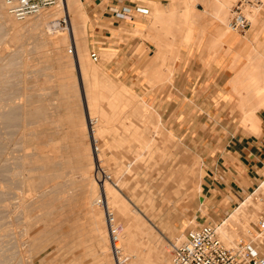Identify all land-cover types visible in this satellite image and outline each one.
Returning <instances> with one entry per match:
<instances>
[{"label":"rangeland","instance_id":"rangeland-1","mask_svg":"<svg viewBox=\"0 0 264 264\" xmlns=\"http://www.w3.org/2000/svg\"><path fill=\"white\" fill-rule=\"evenodd\" d=\"M86 1L79 0L75 12L67 10L71 25L60 30L51 25L58 6L17 20L0 0V264H115L111 249L107 253L102 249L106 242L92 218L93 211L101 218L104 214L92 204L100 189L89 111L98 119L93 130L102 166L111 177L112 195L136 230L152 235L144 245L135 238L133 253L123 242L130 264L138 258L165 263L166 254L171 259L173 244L183 241L189 229L208 222L216 225L213 214L201 204L204 153L207 147L220 149L226 142L220 133L229 125L211 123L209 117L201 123H176L181 121L175 115L176 103L192 101L181 90L189 76H179L178 69L192 59L211 64L225 45L232 52L239 37L247 41L241 51L249 48L250 54L248 65L240 70L244 74L234 79L230 114L241 116L242 123L234 130L253 135L259 130L256 112L264 106L257 95L264 87V0L261 9L248 8L251 27L245 33L227 29L237 2L230 0L223 25L229 30L226 41L217 35L213 21L216 0H132L148 13L117 28L95 24ZM94 1L106 7L104 1ZM191 6L199 17H186ZM157 7L176 16L155 25L152 16ZM253 12L256 20L250 16ZM73 22L81 28L78 45L84 71L92 72L86 79L73 62L76 52H68L74 43L69 35ZM101 30L108 31L107 36L97 37ZM52 38L63 41L59 48ZM92 51L98 52V62L91 59ZM207 83L198 84L203 87L200 96L211 94ZM114 94L124 103L111 100ZM213 101L217 106L223 103ZM259 185L216 220L224 223L226 240H230L227 233L236 235V240L255 230L264 211V183Z\"/></svg>","mask_w":264,"mask_h":264},{"label":"crops","instance_id":"crops-1","mask_svg":"<svg viewBox=\"0 0 264 264\" xmlns=\"http://www.w3.org/2000/svg\"><path fill=\"white\" fill-rule=\"evenodd\" d=\"M86 2H90L87 7L95 24L102 22L117 28L123 23L135 22L136 18L133 21L114 18L106 7L100 8L94 0ZM137 15L140 14L135 10V16ZM107 32L98 31L96 36L99 37L104 33L106 35ZM246 43L245 37H239L232 52H227L225 45L224 50L217 53L211 64L193 62L192 59L190 65L184 67L181 65L178 69L179 76H189L187 86L181 90L188 93L192 101L176 103L175 115L181 118V121L176 119V123H201L203 118L209 117L211 123L229 125L227 131L220 133V138L226 140L220 149L217 151L216 147L212 149L207 147L204 153L206 165L203 169L201 204L206 207L208 213L213 214L214 223H218L217 219L218 221L223 219L248 193L260 183H264V106L256 112L259 119V130L256 135L245 133L240 128L234 130V125L242 123V120L239 114H230V108L234 106L231 98L234 92V79L241 75L243 71L240 70L248 65L250 49L241 51ZM132 72L125 71L126 75ZM195 76H200L197 82ZM202 77L205 79L203 80ZM207 81L209 83L206 85V91L211 94L207 97L200 96L203 87L198 84ZM228 96L230 98H227ZM212 99H220L223 103L217 106ZM200 100L204 101L200 102ZM189 117L190 120L187 119Z\"/></svg>","mask_w":264,"mask_h":264},{"label":"built area","instance_id":"built-area-1","mask_svg":"<svg viewBox=\"0 0 264 264\" xmlns=\"http://www.w3.org/2000/svg\"><path fill=\"white\" fill-rule=\"evenodd\" d=\"M61 0H3L6 11L17 20H25L35 16L49 8L55 7ZM106 8L114 18L124 21L135 19V10L140 15H146L148 9L132 6V0H102ZM261 0H237L231 8L229 28L233 32L245 33L251 23L248 17L247 7H258L261 9ZM135 9H134V8ZM55 28L71 25V18L65 13L60 19L51 23ZM76 52L73 44L69 53ZM94 62L100 60L97 51L90 54ZM98 180L107 177L106 173L98 170ZM110 180V179H109ZM105 214L107 231L109 234L112 254L116 264H130V259L125 255L121 245L120 226L117 224L107 197L103 194L97 202ZM173 264H264V211L260 213L255 225V230L249 237H241L232 245H227L221 238L218 227L213 224H205L189 229L185 239L172 246Z\"/></svg>","mask_w":264,"mask_h":264},{"label":"bare ground","instance_id":"bare-ground-1","mask_svg":"<svg viewBox=\"0 0 264 264\" xmlns=\"http://www.w3.org/2000/svg\"><path fill=\"white\" fill-rule=\"evenodd\" d=\"M79 0H62V3L60 2L58 5H56V7L58 6V11H57V13H55V14H53L52 15V18H53V20H57V19H60L61 17V14L62 15H64L65 13H68L67 12V10L68 11H70V12H75V10H76V7H77V2H78ZM186 2H192L193 0H185ZM230 0H216L215 1V6L217 7H215L217 10H216V15H215V19H214V16H213V21H215V23H216V25H218V28H217V30H216V32H217V35L219 36V38L220 39H222V40H227L228 39V37H229V30H227V29H230V28H223V25H226V23L225 22H227V20H226V10H227V6H228V4H230ZM214 4V3H213ZM214 6V5H213ZM249 7H252V6H248L247 7V11H248V8ZM255 8H257V9H259L258 7H255ZM161 8L160 7H157V13H154L153 14V16L152 17H154V24L156 25V24H158V23H161L162 24V22H166V19H171L170 17H172L173 18V16L175 15V13H174V11H173V13H172V15H170V14H165L162 10H160ZM250 9V8H249ZM215 10V9H214ZM69 12V13H70ZM78 12V11H77ZM249 12V11H248ZM64 13V14H63ZM68 13V14H69ZM251 13V12H250ZM254 13V12H253ZM77 14V13H76ZM75 14V15H76ZM38 15H40V14H38ZM50 15V14H49ZM168 15V16H167ZM170 15V16H169ZM254 15H256V13H254V14H252V15H250L251 17H252V19H253V17H254ZM151 16V15H150ZM176 16V15H175ZM199 17V12H197V10L195 9V6H191L189 9H188V12L186 13V17L188 18V19H193V18H196V17ZM168 17V18H167ZM248 17H249V13H248ZM48 19V17L47 16H44V18H43V22H45V24L47 23V20ZM175 19V18H174ZM76 20V19H75ZM173 20V19H172ZM250 20V19H249ZM253 20H256V16H255V18L253 19ZM230 21V20H229ZM168 23V22H167ZM250 23H251V21H250ZM169 24V23H168ZM228 25H229V23H228ZM37 26H40V28H39V30H41V26L42 25H40V24H37ZM72 28L69 30V35H70V37H71V39L72 40H74V45L76 46V48H77V51H76V55H77V60H74L73 62H74V64H77L78 66H79V69H80V71H81V75L84 77V79H86L88 76H89V74H88V72H90V73H92L91 71H84V63H83V55L81 54V52H82V50L79 48V45H78V41L80 40L79 39V28L80 27H78L76 24H74V22L72 23V26H71ZM85 28H86V26H85ZM67 29V28H66ZM81 29V28H80ZM60 30H62V28L60 29ZM159 30V29H158ZM157 30V31H158ZM64 31H65V29H64ZM160 31V30H159ZM41 32V31H40ZM39 32V33H40ZM43 32V31H42ZM41 32V33H42ZM154 32V31H153ZM233 32V31H232ZM44 33V32H43ZM42 33V34H43ZM235 33H238V32H235ZM188 35H192V29L189 31V33H188ZM156 36V35H155ZM160 36V35H159ZM155 38V37H154ZM150 39H153V37L152 38H150ZM154 40V39H153ZM52 42H53V44H54V46H55V48H59V45H60V43H63V41H59L58 39H55V38H52ZM159 42V41H158ZM158 44V43H157ZM161 45V44H160ZM159 44L158 45H156V46H160ZM161 49H163L162 47H161ZM160 49V50H161ZM68 52H69V49H68ZM74 54V53H73ZM155 57V56H154ZM154 60L152 61V62H156V59L155 58H153ZM164 59V58H163ZM150 65H152L153 64V66H154V63H150V62H148ZM148 65V64H147ZM146 65V66H147ZM149 66V65H148ZM147 68V67H146ZM83 70V71H82ZM83 72V73H82ZM94 78V77H93ZM83 79V78H82ZM103 86H104V84H103ZM109 88H110V86H109ZM130 95H131V93H129ZM259 94V97L261 98L260 100V102L262 103V104H259L260 106L261 105H263L264 104V87L262 88V89H260L258 92H257V95ZM110 95H112V94H110ZM110 95H109V97H110ZM115 95V94H114ZM117 95V94H116ZM114 96L113 98L112 97H110V98H112L111 100H113L114 98L116 99V100H120V101H122V99L119 97V96ZM119 97V98H118ZM109 98V99H110ZM119 100L117 101V104L118 103H122V102H119ZM114 101V100H113ZM12 103V102H11ZM123 103H124V101H123ZM122 103V104H123ZM15 107V106H14ZM13 107V108H14ZM1 109V108H0ZM155 111V110H154ZM3 113V112H2ZM89 116H90V124H91V128H92V133H93V142H92V147H93V153H94V159H95V164H96V176H97V183L99 184V189H100V196H98L97 198H95L94 199V201H92L93 203V206L94 205H96L97 204V202H98V200L100 199V197L103 195V194H105L106 195V197H107V200H108V203H109V206H110V208L112 209V212H113V215L115 216V219H116V222H117V224L120 226V229H121V233H120V238H121V245H122V248H123V250H125V247H123L124 245H123V242L126 244V247H127V249H128V253H133V252H135V250H136V247H134V242H136L134 239L135 238H137L138 239V241H140V243L141 244H148L150 241H152V235L150 234V233H147V232H144L143 230H136L137 228H138V226H136V224L135 223H133L131 220V217L126 213V211L122 208V207H120L119 206V202H118V199H117V197H115V196H113L112 195V191L110 190V188H109V185H108V183H110V180H111V177H110V175L107 173V171L104 169V167L102 166V162H101V159H100V150H101V147H100V142L96 139V137H95V135H94V130H93V128H94V124L96 123V121L98 120L96 117L95 118H92L91 117V113H90V111H89ZM3 115V114H2ZM7 115V114H6ZM149 115V114H148ZM30 116V115H29ZM3 117V116H2ZM7 117V116H6ZM11 117V116H10ZM1 118V117H0ZM12 118H14V116L12 117ZM11 118V119H12ZM15 118H17V117H15ZM1 120H2V118H1ZM5 120V119H4ZM7 121V120H6ZM5 121V122H6ZM11 121V120H10ZM10 121L8 122V123H10ZM2 122V121H1ZM13 123V122H12ZM16 145V144H15ZM16 147V146H15ZM13 148V147H12ZM2 156V158H4L3 157V155H1ZM7 156L8 157H11L10 155H8L7 154ZM13 157V156H12ZM1 158V157H0ZM1 160V159H0ZM3 160V159H2ZM2 162V161H1ZM7 162H8V160H7ZM11 162V161H10ZM21 162V161H20ZM17 164V163H16ZM2 165V164H1ZM4 168V167H3ZM7 167L5 166V169H6ZM21 168V167H20ZM8 170V169H7ZM17 170V169H16ZM98 170H100L102 173L104 172V173H106V176L107 177H105V178H102V183H100L99 182V180H98V175H97V173H98ZM4 171V170H3ZM6 171V170H5ZM17 172V171H16ZM12 174V173H11ZM2 175V174H1ZM10 175V174H9ZM4 176V175H3ZM2 176V177H3ZM7 176V175H6ZM12 176V175H11ZM10 176V177H11ZM13 176H15V173H14V175ZM26 176V175H25ZM28 176V175H27ZM27 176L25 177V178H27ZM9 177V176H8ZM20 177H21V175H20ZM20 177H18V178H20ZM24 177V176H23ZM7 178V177H6ZM15 178V180H16V177H14ZM24 178V179H25ZM11 179V178H10ZM12 179H13V177H12ZM11 179V180H12ZM23 179V178H22ZM23 179V180H24ZM110 179V180H109ZM29 180H30V178H29ZM32 180V179H31ZM10 181V180H9ZM14 180H12V182H13ZM16 182H19V181H16ZM29 182V181H28ZM31 182V181H30ZM20 183V182H19ZM14 184H16V183H14ZM2 185H5V182L4 183H2ZM19 185V184H18ZM25 185V184H24ZM30 185H31V183H30ZM5 186H7V185H5ZM10 186V185H9ZM14 186V185H13ZM2 187H4V186H2ZM16 187H18V186H16ZM33 187V186H32ZM9 188V187H8ZM35 188V187H34ZM15 189V188H14ZM13 189V190H14ZM19 189V188H18ZM10 190V189H9ZM22 192H23V190L22 189H20ZM31 192H32V190L31 189H29ZM4 191V190H3ZM8 191V190H7ZM201 191V190H200ZM11 192V191H10ZM16 192V191H15ZM26 192V191H25ZM25 192H23V193H25ZM29 193V192H28ZM20 195V194H19ZM13 196H15V195H13ZM26 199V198H25ZM24 199V200H25ZM15 200V199H14ZM20 200V199H19ZM10 202H12V201H10ZM16 202H17V200H16ZM21 202H23V201H21ZM24 204V203H23ZM22 205V204H21ZM27 205H28V203H27ZM26 206V205H25ZM10 207V206H9ZM21 207V206H20ZM25 208V207H24ZM26 209V208H25ZM97 209V208H96ZM94 210V209H93ZM103 214H104V211H103ZM102 215V214H101ZM103 217V216H102ZM92 218H93V222L95 223V225H96V227H97V229H98V231L97 232H99L101 235H102V237H103V239L105 240V242H106V245H104V243H103V248L102 249H105L104 250V252L105 253H107V251H109V249H111V245H110V240H108L109 242V245H108V243H107V239H106V236L108 237V239H109V234H108V231H106L107 230V226H106V230H105V227H104V220L103 219H105V214H104V218H101V216H100V213H96L95 211H93V215H92ZM91 218V219H92ZM105 224H106V220H105ZM224 223H216V226L218 227V232H219V234H220V236H221V238H222V240L224 241V242H226V244L227 245H232L234 242H235V237H236V235H232L231 233H227V235H228V239H230V240H226L224 237H223V225ZM95 227V228H96ZM97 229H95V230H97ZM222 231V232H221ZM99 233H98V236L99 237H101V235H99ZM107 233V234H106ZM186 236V235H185ZM101 237V238H102ZM97 239H98V237H97ZM102 239V240H103ZM101 240V239H100ZM101 242V241H100ZM103 242V241H102ZM101 245H102V243H101ZM102 247V246H101ZM111 251H112V249H111ZM109 253V252H108ZM124 253H125V255H127L126 254V251H124ZM167 253H168V250H167ZM107 255L108 254H106V256L105 257H107ZM138 256V255H137ZM130 257V256H129ZM114 258V257H113ZM114 262H115V264H116V261L114 260ZM104 264V263H103ZM108 264V263H107ZM132 264H151V261L148 259V258H138L136 261H134ZM162 264H173V262H172V256H171V259H170V255L169 254H166V256H165V263H162Z\"/></svg>","mask_w":264,"mask_h":264}]
</instances>
